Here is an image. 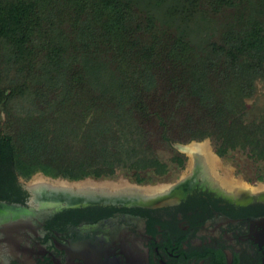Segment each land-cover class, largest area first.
Wrapping results in <instances>:
<instances>
[{"label": "trees", "instance_id": "16d2710c", "mask_svg": "<svg viewBox=\"0 0 264 264\" xmlns=\"http://www.w3.org/2000/svg\"><path fill=\"white\" fill-rule=\"evenodd\" d=\"M205 137L264 179V0H0V199L163 178Z\"/></svg>", "mask_w": 264, "mask_h": 264}, {"label": "flooded vegetation", "instance_id": "af4514ba", "mask_svg": "<svg viewBox=\"0 0 264 264\" xmlns=\"http://www.w3.org/2000/svg\"><path fill=\"white\" fill-rule=\"evenodd\" d=\"M183 144L177 148L184 166L163 178L86 176L93 183L161 185L150 194L165 196L160 205L59 202L48 184L78 179L42 171L28 179L20 175L26 202L0 199L23 207L13 214L18 225H0V264H264V179L224 167L225 156L209 137ZM23 212L27 221L20 218ZM8 214L3 210L0 217Z\"/></svg>", "mask_w": 264, "mask_h": 264}, {"label": "water", "instance_id": "95a60500", "mask_svg": "<svg viewBox=\"0 0 264 264\" xmlns=\"http://www.w3.org/2000/svg\"><path fill=\"white\" fill-rule=\"evenodd\" d=\"M207 142L210 143V140L207 139ZM195 143L197 142L193 141L192 145ZM173 145L179 148H184V144L181 142H173ZM38 174H42V172L38 171L36 175ZM87 179H90V177H85L66 183L63 181L61 182L58 178V182H52L48 184V186H50V188L48 189V193H50V196L52 198L54 197L53 199H59V202H62V200L68 202L125 200L135 204L138 203L147 205H160L166 201L165 196L150 195L151 192L162 189L161 185L156 187L152 185H141L139 183L123 180L118 182L98 181L96 183H93ZM36 195L39 196L38 192L36 193ZM21 208L23 207L9 205L5 202L0 201V213L3 210H9V214L7 217H5L4 219L0 217V225L4 224L5 227L11 228L18 225V217L14 216L13 214L20 211ZM24 213L25 212H23L20 218L27 221L28 215Z\"/></svg>", "mask_w": 264, "mask_h": 264}, {"label": "rangeland", "instance_id": "374dc122", "mask_svg": "<svg viewBox=\"0 0 264 264\" xmlns=\"http://www.w3.org/2000/svg\"><path fill=\"white\" fill-rule=\"evenodd\" d=\"M222 161L224 162V167H227L228 170H236L237 173L250 179H253L257 174V169L253 162L240 152L229 153L222 158Z\"/></svg>", "mask_w": 264, "mask_h": 264}, {"label": "bare ground", "instance_id": "6f19581e", "mask_svg": "<svg viewBox=\"0 0 264 264\" xmlns=\"http://www.w3.org/2000/svg\"><path fill=\"white\" fill-rule=\"evenodd\" d=\"M199 148V147H198ZM205 158H206V156H205ZM212 158H213V156H212ZM203 159V158H202ZM195 162V161H194ZM204 163V162H203ZM219 163V162H218ZM207 164V163H206ZM209 164V163H208ZM207 166H209V165H207ZM194 168V167H193ZM209 169H207V171H208Z\"/></svg>", "mask_w": 264, "mask_h": 264}]
</instances>
